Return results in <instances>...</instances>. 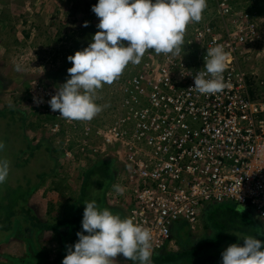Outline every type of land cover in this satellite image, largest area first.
<instances>
[{"label":"built area","instance_id":"built-area-1","mask_svg":"<svg viewBox=\"0 0 264 264\" xmlns=\"http://www.w3.org/2000/svg\"><path fill=\"white\" fill-rule=\"evenodd\" d=\"M235 5L217 0V17L193 25L180 56L145 54L140 70L119 83L110 123L98 116L68 122L53 112L48 101L60 86L32 81L27 89L30 107L53 119L51 131L66 145L77 142L116 161L113 181L125 189V218L151 230L154 254L175 246V226L195 230L204 211L220 203L264 223V81L253 89L239 59L254 53L246 47L261 40L260 21ZM216 45L233 57L223 73L227 87L199 94L193 77ZM69 129L81 138H62Z\"/></svg>","mask_w":264,"mask_h":264},{"label":"rangeland","instance_id":"rangeland-1","mask_svg":"<svg viewBox=\"0 0 264 264\" xmlns=\"http://www.w3.org/2000/svg\"><path fill=\"white\" fill-rule=\"evenodd\" d=\"M216 1L207 0L202 21L190 24L186 37L192 34L193 25L200 26L217 17ZM233 1L236 8L250 11L260 21L257 33L261 40L251 43L253 48L246 47L254 53L239 58L252 83H259L264 81V0ZM97 2L0 0V141L5 144L0 158L10 161L7 181L0 185V264H60L61 235L58 231L40 230L35 223L37 220L55 223L65 208L80 196L85 174L95 164L111 160L114 176L118 172V164L109 155L82 149L77 142L66 145L59 134L54 135L51 128L55 122L46 112L30 107L27 92L32 81L61 86L70 78L67 69L72 64L67 57L87 47L99 30V18L91 10ZM85 22L87 27L83 26ZM142 62L129 64L118 80L99 90L96 103L107 105L98 115L99 120L111 122L120 93L119 83L140 70ZM17 65L20 71L16 70ZM261 92L262 89L258 94ZM67 135L73 140L77 138H72L70 129L66 135L64 130L61 137ZM64 149L69 150L70 156L63 154ZM95 177L86 184L87 188L92 187L88 194L101 190L95 185ZM113 185L116 184L112 180L104 191L105 200L108 205L121 208L124 193H116ZM227 205L237 206L230 202L221 206ZM202 224L201 218L192 233L199 234ZM261 225L264 228V223ZM182 226H175L173 231L181 234ZM61 231L63 233V229ZM174 244L166 249L176 251L179 247L176 241ZM215 259L200 256L190 264H222V259ZM116 261L117 264H133L122 254Z\"/></svg>","mask_w":264,"mask_h":264},{"label":"clouds","instance_id":"clouds-1","mask_svg":"<svg viewBox=\"0 0 264 264\" xmlns=\"http://www.w3.org/2000/svg\"><path fill=\"white\" fill-rule=\"evenodd\" d=\"M207 6V0H98L91 10L99 18V30L87 47L67 57L70 78L48 101L51 110L68 122H91L107 107L96 103L99 90L118 80L129 64L139 65L146 53L180 56L187 27L202 21ZM232 61L222 45L208 48L204 70L193 77L192 89L203 95L221 93L227 87L223 73ZM16 70H21L19 65ZM4 148L0 141V151ZM9 173L10 161L0 158V185ZM113 188L120 195L125 191L119 184ZM84 205L83 232L76 233L78 241L62 264H117L120 254L133 264H152L149 228L99 209L95 200ZM243 241V246L233 243L222 252V264H264V242L253 236Z\"/></svg>","mask_w":264,"mask_h":264},{"label":"trees","instance_id":"trees-1","mask_svg":"<svg viewBox=\"0 0 264 264\" xmlns=\"http://www.w3.org/2000/svg\"><path fill=\"white\" fill-rule=\"evenodd\" d=\"M249 83L253 89H258L257 83H252V79H250ZM94 175L96 176L95 185L101 190L92 195L91 192L89 194L86 193L89 188L92 189L90 185L87 188L86 184L90 183V178ZM113 178L114 171L112 170L111 160L95 164L85 174L81 184L80 196L65 208L64 214L62 213L55 223L50 224L48 221L38 220L35 223L40 230L58 231L61 235L63 248L60 255V264H62L63 258L67 255L68 249L78 241L76 233L83 232L81 222L85 202L95 200L99 209H112L113 211H110L113 214H118L122 219L125 218L126 214L122 208L110 206L105 200L104 191H106ZM86 195L89 197H86ZM221 205L211 206L204 211L202 215V231L199 234L190 232L185 224H179L184 225V227L182 226L184 231L181 234L173 231V236L179 248L176 251L163 249L161 252L154 254L152 256V264H178L179 262L190 264L194 263L195 259L200 256H212L220 260L222 259V252L229 245L235 243L243 246V238L246 236H253L264 242L263 226L246 209L239 206V208H236L237 206L227 205L222 207ZM83 234L86 235L87 233Z\"/></svg>","mask_w":264,"mask_h":264}]
</instances>
